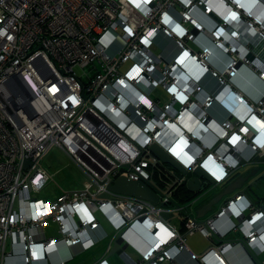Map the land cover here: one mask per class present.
<instances>
[{
  "label": "built area",
  "instance_id": "2783aa9c",
  "mask_svg": "<svg viewBox=\"0 0 264 264\" xmlns=\"http://www.w3.org/2000/svg\"><path fill=\"white\" fill-rule=\"evenodd\" d=\"M249 28L264 45V0H0V264H69L74 249L105 241L95 264H109L119 240L126 264H182V253L195 264H229L238 246L264 264V206L236 195L203 223L190 215L194 202L172 206L198 168L216 185L246 149L264 155V96L250 104L230 85L240 64H253L250 46L243 58L231 38ZM203 35L230 56L225 72L209 66ZM162 38L178 58L158 50ZM255 68L264 82V66ZM208 76L218 89L204 88ZM215 105L225 120L211 114ZM156 146L186 163L187 175L163 163ZM55 149L85 183L50 201L38 194ZM119 178L148 184L159 203L114 193ZM175 212L180 230L164 219ZM224 217L238 221L228 235L217 226ZM197 233L210 241L202 255L187 245Z\"/></svg>",
  "mask_w": 264,
  "mask_h": 264
},
{
  "label": "crops",
  "instance_id": "0c3cea01",
  "mask_svg": "<svg viewBox=\"0 0 264 264\" xmlns=\"http://www.w3.org/2000/svg\"><path fill=\"white\" fill-rule=\"evenodd\" d=\"M245 32L246 30L244 29V33ZM245 37H247V35H245ZM198 42L200 46H207L212 49L213 54L210 58V63L213 69L218 72H225L227 66L231 62L230 56H228L219 48L215 47L211 39L206 35L201 36ZM164 47L168 48L166 54L171 59H176L180 56V51L178 50V48L172 43H167V40L162 38L160 40L158 50L160 51ZM238 69L239 71L236 74L235 78L230 81V85L232 86L233 90L238 92L241 97L247 98L250 104L260 101L264 96V82L260 79L259 74L253 68L246 65L238 67ZM203 84L204 88L209 92L210 90L214 91L218 89V84H216V80L212 76H208L203 81ZM220 108L223 109V107L215 105L214 108L211 109V114L219 121H223L225 120L226 116L223 110H221ZM244 156L246 160L240 161L236 172L232 176H230V178H228L226 181L221 184L213 185L210 184L207 180L203 179L199 192H192L187 186L189 192L179 191L177 196L173 200L172 206H185L194 202V204L191 205L190 208V215L195 219L198 214L204 216V218L202 219L203 222L213 217L228 199H231L236 195L244 194L247 200L252 203V205H254L255 207H263L264 155L259 154L258 156H254L251 150L246 149L244 151ZM189 179L192 182H196L198 180V178L193 174L189 176ZM225 192L227 193V195H225V197L221 199ZM191 193L194 194L192 196L193 198H185L188 195L190 196ZM201 199L202 204L198 206L196 202ZM174 214L175 216L172 217V215H168L170 218L164 219L170 226L180 230L182 229V220L184 218L183 214H180L179 212H175ZM176 215L180 218L176 222H174V219L177 218ZM237 222L238 221L236 220V218L224 217L218 221L217 226L221 231V234L228 235ZM103 229H105L106 231L109 230V228L105 224L103 225ZM234 234L235 235L231 234L230 236L234 237L235 240L239 241L242 239L241 234ZM196 236L203 238L207 242V238H205L202 234L197 233L188 238L187 245L196 254H201L202 252H205L207 247L202 248V250L200 251H197V249L193 248L189 244L190 239ZM107 244L108 241H105L97 248H94L93 250L85 253H80L78 248L74 249V253L77 254V257L69 264L75 263L77 260H82L86 256H88V258L85 263L79 261L77 264H95L105 254ZM60 250L62 253L67 255V249L61 246ZM132 255L134 256V254ZM179 258L182 264H195L190 260L189 256L186 253H182ZM106 259L109 264H126L125 261L121 258V256L117 253H110L106 257ZM226 259L229 264H253L251 259L240 246L236 247L232 252H230L227 255ZM259 260L264 261V253L260 254Z\"/></svg>",
  "mask_w": 264,
  "mask_h": 264
},
{
  "label": "rangeland",
  "instance_id": "374dc122",
  "mask_svg": "<svg viewBox=\"0 0 264 264\" xmlns=\"http://www.w3.org/2000/svg\"><path fill=\"white\" fill-rule=\"evenodd\" d=\"M247 52L248 51L243 52V58H246ZM75 72L78 76L84 74V71L80 68H75ZM44 167L47 168L50 174V180L48 185H46V187L38 194L41 199L54 201L63 193L79 191L84 187V183H85L84 174L81 172L78 166L74 164L73 161L64 152H62L59 149H55L51 152L49 157H47V159L44 162ZM196 203L198 206H200L202 204V199ZM176 217L177 218L174 219V222H176L180 218L177 215ZM98 218L103 225L105 224L109 228L108 231L110 232V226L108 222H106L102 218L101 214H98ZM51 228L47 229L48 235L53 234ZM189 244L193 248L197 249V251H200L202 250V248L205 247L209 248L210 241L207 239L206 242V240H204L203 238L196 236L190 239ZM229 253L230 251L227 254ZM202 254L203 252L198 255H202ZM87 258L88 256L84 257L82 260H77L75 263H71V264H77L79 261L85 263V261H87Z\"/></svg>",
  "mask_w": 264,
  "mask_h": 264
},
{
  "label": "water",
  "instance_id": "95a60500",
  "mask_svg": "<svg viewBox=\"0 0 264 264\" xmlns=\"http://www.w3.org/2000/svg\"><path fill=\"white\" fill-rule=\"evenodd\" d=\"M152 152L165 164H170L172 165L177 171L182 173L183 175H187L188 171L185 170L180 164H178L175 160L170 159V157L158 146L154 147L152 149ZM196 177L198 180L196 182H192L189 180L187 182L188 188L192 192H199L202 180H207L210 184H214L215 181L206 173L205 170L202 168H198L195 173ZM110 189L117 194L127 196V197H134L142 200H147L150 201L154 204L159 203V197L158 195L152 190V188L145 183L142 182H134V181H129L125 178H119L116 180L111 186ZM227 195L225 192L221 199H223ZM175 216V214L172 215V217ZM165 219H169L170 217L168 215L164 216ZM204 216L198 214L196 219L199 220V223H203L202 219ZM121 240L118 241V243L115 245L112 254H120V244ZM126 249V247H124ZM249 254V253H248Z\"/></svg>",
  "mask_w": 264,
  "mask_h": 264
},
{
  "label": "clouds",
  "instance_id": "9594fccd",
  "mask_svg": "<svg viewBox=\"0 0 264 264\" xmlns=\"http://www.w3.org/2000/svg\"><path fill=\"white\" fill-rule=\"evenodd\" d=\"M239 33H241L239 37H235V35H233V36L231 35L232 42L235 45V48L238 49L239 51H240V49H242V53H243L245 47L247 45L250 46L251 52H250L249 58L251 61H253V64L250 67L253 69H256L255 67L264 66V59H263L264 58V45H262V46H260L259 44L256 45V42L254 40V36L256 34V29L254 30V29L249 28V29H246L245 33H244V30L239 32ZM245 35H247V37H245ZM262 37L264 39V36H262ZM263 43H264V41H263ZM220 50H222V49H220ZM243 65H246V64H240L239 67H242ZM209 66L211 68H213L211 63H209ZM246 66H248V65H246ZM231 89L233 90L232 86H231ZM245 99L247 100V98H245ZM225 110L229 113V111L226 108H225ZM241 158L244 161L246 160L244 154L241 156ZM174 160L186 170V163L178 160L177 158H174ZM200 168H202V167H200ZM246 254L248 255V253H246ZM248 257H249V255H248Z\"/></svg>",
  "mask_w": 264,
  "mask_h": 264
},
{
  "label": "trees",
  "instance_id": "16d2710c",
  "mask_svg": "<svg viewBox=\"0 0 264 264\" xmlns=\"http://www.w3.org/2000/svg\"><path fill=\"white\" fill-rule=\"evenodd\" d=\"M193 175H195V174H193ZM195 176H196V175H195ZM180 191H184V192H185V191H188L187 185H184V186L180 189ZM188 192H189V191H188ZM193 195H194V194L191 193L190 196L188 195V196L185 197V198L191 199V197H192ZM176 196H177V194H176ZM176 196H175V197H176ZM192 198H193V197H192Z\"/></svg>",
  "mask_w": 264,
  "mask_h": 264
},
{
  "label": "bare ground",
  "instance_id": "6f19581e",
  "mask_svg": "<svg viewBox=\"0 0 264 264\" xmlns=\"http://www.w3.org/2000/svg\"><path fill=\"white\" fill-rule=\"evenodd\" d=\"M238 53H242V49H240V51Z\"/></svg>",
  "mask_w": 264,
  "mask_h": 264
}]
</instances>
